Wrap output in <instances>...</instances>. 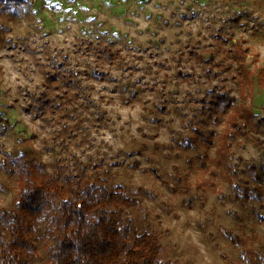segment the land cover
I'll use <instances>...</instances> for the list:
<instances>
[{
    "label": "rangeland",
    "instance_id": "1",
    "mask_svg": "<svg viewBox=\"0 0 264 264\" xmlns=\"http://www.w3.org/2000/svg\"><path fill=\"white\" fill-rule=\"evenodd\" d=\"M230 33L233 40L246 39L255 66L264 67V0L0 3V163L7 154L27 153L45 172L77 173L85 165V177L105 176L108 186L121 184L139 199L126 213L131 231L158 233L162 260L245 264L226 230H254L264 244V223L249 203L235 200L221 178L215 191L184 194L176 177L178 171L193 181L197 167L187 161L195 156L186 139L198 116L193 99L217 88L240 103L233 76L208 66L211 55L227 61L228 42L217 35ZM87 41L120 56L97 55L84 46ZM47 72H58L57 80L48 81ZM68 93L71 99L61 101ZM45 95H52V107L43 103ZM251 106L264 118L263 87L255 85ZM258 137L260 144L240 137L230 161L238 169L253 163L264 179V135ZM16 185L17 177L0 164V209L14 206ZM42 232L36 231L37 253L28 264L47 260ZM260 251L264 255V246Z\"/></svg>",
    "mask_w": 264,
    "mask_h": 264
},
{
    "label": "trees",
    "instance_id": "2",
    "mask_svg": "<svg viewBox=\"0 0 264 264\" xmlns=\"http://www.w3.org/2000/svg\"><path fill=\"white\" fill-rule=\"evenodd\" d=\"M217 37L228 42L227 61L211 55L208 66L210 70H224L233 76L240 103L235 104L234 97L217 88H210L206 95L193 99L198 105V116L190 125L186 139L195 156L187 161L189 167L196 161L197 167L193 181L188 174L176 172L181 183L179 190L184 194L192 188L215 191L216 180L221 178L230 185L233 198L244 205L249 203L253 217L264 223V214L260 212L264 209V179L253 163L238 169L230 161L240 137L249 136L260 144L258 135H264V118L251 106L255 85L264 88V67L255 66L256 55L250 52L246 39L233 40V33L227 38ZM84 46L108 60L120 56L119 51L109 46L98 47L91 41ZM193 55L203 60L201 53ZM249 55L252 68L247 62ZM178 73L186 78L192 76L189 72ZM93 76L100 74L94 71ZM71 77V73L64 77L63 84L67 86ZM57 78L58 72L46 73L48 81ZM71 97L68 93L61 101ZM44 98L43 103L52 107V95ZM159 110L169 112L165 106ZM211 125L220 128L216 131ZM0 164L17 177L14 206L0 209V264H28V257L37 253L38 228H42L41 238L47 244L45 264H169L160 258L162 245L158 233L140 228L131 231L126 213L139 204V199L121 184L108 186L105 176L85 177V165L77 173L62 169L45 172L44 164L29 159L27 153L7 154ZM155 176L159 178L158 174ZM185 201L189 202L187 197ZM226 233L239 247L245 264H264L260 251L264 244L259 233L253 230L250 235H237L229 229Z\"/></svg>",
    "mask_w": 264,
    "mask_h": 264
}]
</instances>
